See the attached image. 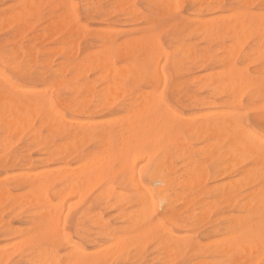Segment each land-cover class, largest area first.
Masks as SVG:
<instances>
[{
  "label": "bare ground",
  "instance_id": "bare-ground-1",
  "mask_svg": "<svg viewBox=\"0 0 264 264\" xmlns=\"http://www.w3.org/2000/svg\"><path fill=\"white\" fill-rule=\"evenodd\" d=\"M13 1L15 15L9 17L14 24H28L51 0ZM159 1L164 11L177 2ZM191 2L197 18L180 20L176 34L201 36L209 44L205 48L181 38L169 55L153 35L120 44L98 36V51L67 65L75 76L59 81L63 92L57 98L55 93L54 100L58 81L43 92L35 88L56 77L51 60L41 68H34L35 60L19 66L22 86L0 72V157L5 154L2 160L16 167L0 178V264L11 259L16 264H148V247L158 252L159 264H182L184 258L188 264H255L264 256V135L251 129L240 113L243 93L262 86L264 75L239 66L254 56L264 58V0H238L235 5L232 0L227 5L224 0ZM63 14L76 33V10L71 7ZM10 18L6 25L12 23ZM225 36L231 43L220 45L219 57L212 46ZM251 39L255 47L246 52ZM169 64L178 73H198L173 86V100L190 109L189 114L166 104L161 87L168 85ZM56 102L66 105L69 116L56 109ZM115 103L118 109L113 112ZM103 111L108 118L95 120ZM24 136L28 144L15 151ZM29 146L38 149L40 159H32ZM144 176L157 184L155 189L144 184ZM118 177L121 191L114 187ZM96 187L101 190L95 199L98 207L118 211L123 227L113 229L101 212L85 211L82 216L109 239L107 246L99 244L91 252L76 244L62 225L74 200ZM77 204L74 207H80ZM219 205H226L229 213L212 221V213H221ZM159 208L162 218L157 216ZM8 213L24 227L5 221ZM76 234L88 236L81 230ZM131 250L134 257H126Z\"/></svg>",
  "mask_w": 264,
  "mask_h": 264
},
{
  "label": "rangeland",
  "instance_id": "rangeland-1",
  "mask_svg": "<svg viewBox=\"0 0 264 264\" xmlns=\"http://www.w3.org/2000/svg\"><path fill=\"white\" fill-rule=\"evenodd\" d=\"M124 1L126 2V4L124 5L119 4V2L121 3ZM130 1L131 0L129 1L128 0H51L49 3H45L42 5V7L40 8L39 14H38V18L35 21L30 22L32 24V27H31L30 23L24 24V22L17 21V20L15 22L16 24H14V21H12L14 18H10L13 15H15V10H13V7H11V5L12 6L14 5V1L13 0H1L0 1V11H2V14H0V20L2 22H0V55L6 56V59L4 58L2 59V57L0 56V72H2L6 76V78L10 80V82L16 83L18 86H22L24 85V80L22 79L19 73V66L25 68L26 66L29 65L30 61L35 60L36 65L34 66V68H41L42 64H47V63L52 62L54 69H56V77L52 76L51 78H48L46 83L36 84L35 88L43 92L44 90L48 89L47 88L48 84H52L54 80L58 81L56 82L57 83L56 90L53 89L52 99L54 100L55 93H56V98H57V95L63 92V86L59 85V81L61 80L67 81L68 78L72 79L75 76L74 75L75 72L72 69H68V68L66 69L67 65L81 61L82 59L87 58L88 55H90V53L92 54L98 51V48L94 46V44L98 43V38H97L98 36L100 37L108 36L110 38H114V40H116V42L120 44L128 40L141 39L145 36L153 35V36H156L158 42L162 46V49L164 51H167L169 55L173 54L174 51L172 50H173V47L177 45V39L182 38V40L185 43L187 44L191 43L190 45H194L197 48H205L209 45L204 39H201L202 38L201 36H197L195 34H189L188 32H186L183 35V37L181 36L178 37V35L176 34L177 28H175V25L177 23L179 24L180 20L191 21L192 18L193 20L197 18V16L194 14V11L192 9L191 0H177L175 4L176 6L174 5V7L169 10L170 12L164 11L165 10L164 6L161 5L160 1L157 2L158 0L157 1L155 0L154 2H151L150 0L149 1L133 0L134 2L133 1L130 2ZM229 1L230 0H224V4L225 5L229 4ZM237 1L238 0H232V3L235 5ZM66 4H70V6ZM257 4L258 3H256L255 5ZM114 6L115 8H113ZM71 7L74 8L77 13L78 31L76 33H73L74 32L73 25L69 23L68 19H66L65 14H63L64 12L69 11ZM94 8H96V10ZM172 10L174 11V13ZM91 12L94 13L93 14L94 16H92V14L90 15ZM132 12L135 14L131 15ZM11 13L13 14L12 16H11ZM100 14L101 16H99ZM221 14L223 16L228 15L227 12H224ZM3 17L6 18L4 21L2 20ZM8 17L10 18L12 23L9 24L10 22L7 21V23L9 22L7 26L6 20H9ZM46 17L48 18L46 19ZM55 17H56V25L54 26L52 22ZM115 19L118 22L115 21ZM45 24L47 26L44 27L43 29L42 26H45ZM49 24L51 25V27L49 26ZM20 26L21 28H19ZM23 26H25L24 27L25 29L22 28ZM1 27H4V28H1ZM82 28H84L85 30ZM86 28H87V32H86ZM88 29H89V32H88ZM23 30H25V33ZM55 30L59 32L60 34L58 33L55 34L54 33ZM92 32L93 34L97 32L96 34L92 36L95 38H91ZM113 32L114 34L116 33L114 36H113ZM38 33L40 34V37ZM45 33H47V35ZM51 34L52 35L54 34V36H51ZM45 37H46V40L44 39ZM31 39H32V42L30 41ZM15 40H18V41H15ZM222 43L224 45H230L231 43L230 36H225L222 39V42H216L213 44L212 51L213 52L216 51L219 57H222L223 55V53L219 50V47ZM254 45H255V41L252 39L249 40V42L245 45L246 52H248V49H250L251 47L254 48L255 47ZM32 49H36L37 55L32 51ZM43 49L47 51L49 50V52L46 53L47 51L44 52ZM50 50L53 52H51ZM31 51L33 52L32 54H31ZM124 56H125V59H127L126 55ZM254 57H251V59H248L247 61H243L239 66L244 68L245 67L244 65L246 66L248 65L245 68H247L250 73L254 75H258V76H263L264 75V58H261L258 61V59ZM125 59H123V62H126ZM50 60L51 62H49ZM250 61H252L253 64ZM62 71H64L63 74H62ZM195 72L196 70H193L190 74L187 75L186 71L184 70L180 71L179 73L175 71L172 64H169L167 66L166 73L168 75V85L166 87H161V90L164 91V97L166 99V104L168 106L178 111L184 112L185 114L190 113L189 111L190 109L186 110L185 108H183V105L181 103H176L173 100V97H172L173 96V86H174V83L176 82H183L187 79H192L194 76L198 74ZM188 88L189 90H191V87L188 86ZM241 98H242L243 105H242V110L240 111V113H242L245 122L255 132L261 133L264 135V113H263L264 107L263 108L260 107L261 105L264 106V103L260 104L264 101V84L260 87L256 86V87L250 88L248 91L243 93ZM220 102L221 101H217V103H220ZM251 103H255V104H251ZM258 104H260L259 106L260 109L257 106ZM117 106H118L117 103H115V105L111 106L110 110L113 112H116V110L118 109ZM251 107H254V109H252ZM56 109L58 111L63 110V112L67 116H69V113L66 109L65 104L62 105L56 102ZM107 112L108 111L100 112L99 114L95 116V120H101L104 118H108V116L106 117ZM21 140L22 141L17 142V143L13 141V143H15L14 145L15 151H19L22 147L28 144V139L26 136H24ZM29 149H30L29 154L33 160L40 159L41 155L39 154L37 148H34L33 146H29ZM4 156L5 154L2 155V157ZM2 157H0V178H4L5 176L12 174L13 172H15V169H16V167H12L10 165V162H7V161L5 162V160H2L3 159ZM160 158H161V154H158L156 157V160H159ZM6 164H9V165H6ZM143 180H144V184L147 187L151 189L156 188L157 184L152 183V181L149 179L148 176H144ZM121 181L122 179L119 177L115 180L114 187L117 188L118 191H121V188L119 189ZM219 184L220 183H210L209 187H214ZM123 188H125V186ZM126 190L122 192L128 193V191ZM90 191H89L90 193H87L80 199L74 200V203L76 202V204L72 203L73 209L71 208L69 217L64 221L62 228L64 229L65 233L76 244L82 246L83 248H87L91 252H94L98 250V247H100L103 243H105L103 244V246H105L109 242L108 241L109 239L103 238L99 227L94 225L90 220L85 219L82 216V214L85 213V211L89 209L90 211L88 212H91L92 215L101 212L103 221L109 223L110 226L116 230L123 227V220L120 219L118 211L113 210L112 208L102 211L100 207H98L97 201H95V199L101 192V190L98 187L93 188ZM77 203H80V207L75 206L76 207L75 208L74 205H78ZM217 207L221 209V213L220 215H216L215 213H212L211 215L212 221L215 220L217 217L222 218L229 213L226 205H219ZM80 211H82V213ZM161 214H162V211L159 208L158 214H157L158 218H162ZM6 219L8 220L7 222H10L15 227H24L23 224L16 221L15 216L13 214H9V213L4 214V220L6 221ZM13 219H14V222H13ZM78 230L79 231L81 230L83 232L84 231L88 232L87 238H82V237L78 238V235L76 234ZM201 236H202V231L197 234L196 239L198 241H202L200 239ZM135 253H136L135 251L131 250L128 253V255H126V257L133 258ZM157 257H158V252L155 251L152 247H148L146 249L144 258L146 259L148 264H159ZM15 262H16L15 259H11V262L9 264H16ZM188 263L189 262L186 258L182 259V264H188ZM113 264H116V262H114ZM255 264H264V256L261 257Z\"/></svg>",
  "mask_w": 264,
  "mask_h": 264
}]
</instances>
